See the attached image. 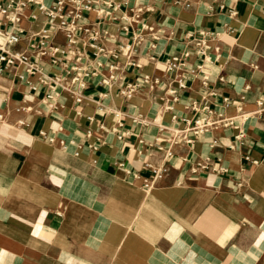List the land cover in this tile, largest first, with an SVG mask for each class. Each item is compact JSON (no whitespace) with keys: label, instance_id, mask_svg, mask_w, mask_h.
<instances>
[{"label":"crops","instance_id":"1","mask_svg":"<svg viewBox=\"0 0 264 264\" xmlns=\"http://www.w3.org/2000/svg\"><path fill=\"white\" fill-rule=\"evenodd\" d=\"M177 1L115 0L112 16L79 21L89 31L78 30L75 44L54 32L61 62L40 58L42 70L24 80L22 66L0 74V264H264V0ZM35 7L23 11L13 48L33 58L30 46L49 24L33 17ZM137 7L144 11L132 22ZM12 30L0 26V39ZM134 34L143 38L140 66L120 51ZM77 51L89 73L84 89L69 73ZM185 51L195 71L173 95L178 82L165 63ZM54 76L63 81L48 101ZM129 83L139 87L126 97ZM195 102L247 114L243 142L220 128L167 157L183 127L174 116H193ZM207 156L229 172L194 173ZM158 168L163 178L147 189Z\"/></svg>","mask_w":264,"mask_h":264},{"label":"built area","instance_id":"2","mask_svg":"<svg viewBox=\"0 0 264 264\" xmlns=\"http://www.w3.org/2000/svg\"><path fill=\"white\" fill-rule=\"evenodd\" d=\"M178 3H182V0H178ZM127 4V2H125ZM186 3V2H185ZM31 5L36 6L34 10L33 17H38L39 15H45L48 18V27L42 30L38 35V40L36 43L31 44L30 48L32 54L36 55L37 58L27 54L23 51H13V48L21 43V33L23 32L20 24L23 20V11L30 7ZM116 6L115 0H55L52 5H48L45 0H5L0 2V26H5L11 24L13 26L12 31L2 33V38L0 39V74L4 73L6 70L16 66H22L23 72L18 74L21 80H24L27 75H33L42 70L39 65L38 59L43 57H50L51 61L56 64L61 62V57H64L66 51L60 48L54 41L53 35L56 30L64 29L67 34L68 42L70 44L76 43V32L78 30L89 31L87 28H81L79 26V21L84 19L86 15L90 12L96 11L97 15L100 17L112 16V10ZM132 22H137L144 8L137 7L132 8ZM117 18V17H115ZM125 21H128L127 17H123ZM125 29H129V25L125 26ZM141 30H148L154 32V27L143 24ZM215 36L218 33H214ZM154 38H158L157 35H152ZM141 34H134L132 41L125 44L121 48L128 61L135 65L140 66L139 61L135 60L138 48L137 46L142 42ZM199 52L205 54L207 49L206 44L198 43ZM99 51H103L99 49ZM116 57L118 55H115ZM190 52L185 51L180 55H174L166 60V70L168 73H173L175 79L178 82V87L171 89V93L175 95L178 89H183L187 87V75L185 71L190 70L192 72L195 69H191L189 66ZM83 53L77 51L75 64L70 68V75L72 76V84L76 85L79 89H84L87 84V76L89 73L80 64L83 62ZM110 78H114L112 74ZM149 76L144 77V81H150ZM63 81L61 76H54L50 78L46 83H48L49 91L46 94V100L52 101L59 96L58 85ZM108 83V80H104ZM154 83L157 80L154 79ZM33 90H37V87L31 85ZM138 83H129L121 90L123 95L126 97H131L133 92L138 89ZM82 96L78 93L76 100L77 102H82ZM229 101V98H226ZM262 102H260V105ZM54 108L57 106L54 105ZM194 115L190 117L178 118L174 116L175 121H180L183 127L178 129L173 137L171 146L167 151L166 156L170 157L173 155V147L180 144L181 141L187 144L194 142L197 136L219 130L220 128H232L235 129L234 139L236 142H243L245 139V131L241 128L240 121L243 122L248 119L247 114H242V116L232 117L228 116L223 112H220L208 104H199L195 102L193 104ZM115 116L118 118L119 113L115 112ZM122 126V122L118 119V126L113 128L117 131V128ZM121 139L123 136L118 134ZM54 141L52 137L50 139ZM218 140L215 139L212 142V146L216 145ZM234 147L233 145L231 146ZM247 160H251L249 155L246 156ZM256 163V160H252ZM210 171L217 174H226L229 172V168L223 164L221 158H212L210 156L204 157L197 161L193 166V172H206ZM165 169L158 168L154 170V177L151 180L146 181L145 186L147 189H151L155 183L161 180L164 176Z\"/></svg>","mask_w":264,"mask_h":264}]
</instances>
